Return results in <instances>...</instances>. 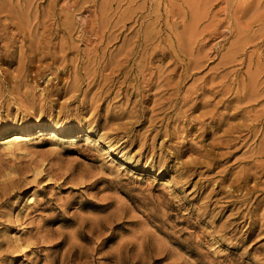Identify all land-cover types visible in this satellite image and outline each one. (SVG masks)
<instances>
[{
  "label": "rangeland",
  "instance_id": "1",
  "mask_svg": "<svg viewBox=\"0 0 264 264\" xmlns=\"http://www.w3.org/2000/svg\"><path fill=\"white\" fill-rule=\"evenodd\" d=\"M0 264H264V0H0Z\"/></svg>",
  "mask_w": 264,
  "mask_h": 264
},
{
  "label": "bare ground",
  "instance_id": "2",
  "mask_svg": "<svg viewBox=\"0 0 264 264\" xmlns=\"http://www.w3.org/2000/svg\"><path fill=\"white\" fill-rule=\"evenodd\" d=\"M10 9V8H9ZM7 10V9H6ZM8 11V10H7ZM16 11V10H15ZM13 13V12H12ZM21 14V11H20ZM28 14V13H27ZM19 16V15H17ZM17 20L19 19L18 17H16ZM27 20V16L24 17ZM24 19V20H25ZM22 21V20H21ZM20 22V21H19ZM26 23V22H25ZM27 25V23L25 24ZM11 26V25H10ZM13 26V25H12ZM15 26V25H14ZM13 26V27H14ZM14 30V29H13ZM16 34V33H15ZM4 43V42H3ZM2 43V44H3ZM11 62V61H10ZM21 125H23V127H21V129H19L18 132H14L12 135H10L11 137L9 139H4L3 141L5 142L6 145H12V144H19V143H23L28 141L31 137H30V133H32L34 130H36V133L38 135L43 134L44 132H48V134L52 135H57L58 133H65V132H71L70 129H65L63 127H59L55 124H51V123H38L35 124L32 121H26L24 123H22ZM86 138H90L89 133L86 132ZM64 139V138H63ZM73 139V138H72ZM2 141V142H3ZM63 141V140H62ZM96 144H99L101 146H104L108 153H115V150L113 149V147L109 144H107L105 141L103 140H99L96 139ZM22 144V146H23ZM16 145V146H17ZM19 147V146H18ZM17 147V148H18ZM16 148V147H15ZM16 148V149H17ZM4 149V148H3ZM10 150V149H8ZM12 151V150H11ZM166 184V183H165ZM168 184V183H167ZM32 198V197H31ZM30 200V199H29ZM83 219V218H82ZM85 221V220H84ZM85 224V223H84ZM80 228V227H79ZM73 237V236H72Z\"/></svg>",
  "mask_w": 264,
  "mask_h": 264
}]
</instances>
